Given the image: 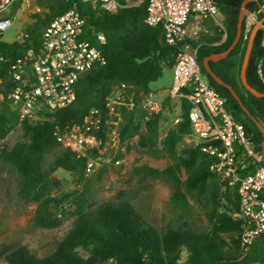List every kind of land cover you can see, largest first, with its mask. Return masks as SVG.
<instances>
[{
    "label": "trees",
    "instance_id": "1",
    "mask_svg": "<svg viewBox=\"0 0 264 264\" xmlns=\"http://www.w3.org/2000/svg\"><path fill=\"white\" fill-rule=\"evenodd\" d=\"M223 19V33L205 35L201 41H189L198 47V62L210 85L227 99L231 117L244 125L248 138L259 152L264 134L243 110L228 88L219 85L203 67L207 57L225 53L232 45L238 28L239 16L246 3V11H260L264 19V0H215ZM46 11L33 15V23L26 31L24 42L1 43L6 62L0 65V141L6 139L17 127L23 132V140L13 146L0 145V162L17 176L18 198L24 203H35L33 223L38 228L59 227L65 216L64 206L71 203L76 217L68 235L46 257H39L26 246H19L6 254L8 264H180L183 251L188 254L184 264H256L264 263V234L243 255L241 249L242 222L231 215L239 207L234 190L221 182L211 171L215 158L201 150V146L187 147L182 154L177 146L192 133L189 113L191 104L181 98V121L171 129L162 142L171 163L164 169L142 168V173L152 178H162L174 187L173 201L184 205L188 195L203 196L211 208L207 213L210 229H175L159 231L141 216L130 202H105L94 207L90 202L87 186L82 190L54 195L60 182L53 172L63 169L86 179L88 158L78 156L64 148L50 167L46 158L61 147L55 135L56 128L80 126L84 117L99 109L103 118L108 117L106 107L116 86L125 84L134 95L133 106L121 109L123 121L120 127L122 142L139 136L142 148H157V136L161 109L157 107L145 116V126L137 119L138 105L151 92L150 85L164 75V68L173 69L178 47L170 46L164 39L161 27L146 24L147 3L140 7L110 13L82 0H38ZM71 9L85 19L86 37L98 45L94 33H102L106 44L100 46L107 64L86 74L78 84L77 101L55 113H47L48 120L19 124L18 116L7 104L9 93L15 88L9 75V63L25 55L30 49H38L43 30L51 21ZM251 32L249 33L250 37ZM243 34L236 48L218 62L210 61L212 71L241 98L252 117L264 125V98H257L247 91L241 82V68L249 42ZM264 25L258 31L249 65L247 81L251 87L264 93ZM217 44V45H216ZM129 95V96H130ZM105 140V133L98 134ZM234 195V199L231 198Z\"/></svg>",
    "mask_w": 264,
    "mask_h": 264
},
{
    "label": "built area",
    "instance_id": "2",
    "mask_svg": "<svg viewBox=\"0 0 264 264\" xmlns=\"http://www.w3.org/2000/svg\"><path fill=\"white\" fill-rule=\"evenodd\" d=\"M110 13L140 7L147 3L146 24L161 27L164 39L178 47L173 68V85L170 98L187 99L191 104L189 118L196 146L215 158L211 171L232 191L235 189L239 207L231 213L242 222L241 249L246 255L254 242L264 234V159L262 151L248 138L244 125L235 121L227 110V99L213 88L202 73L198 62V47L189 41L199 42L209 33L201 22L211 19L223 24L215 0H82ZM38 0H0V65L6 62L1 50L4 33L13 27L15 17L29 9ZM257 12L247 11L244 17L245 39L259 22ZM195 21L192 23L191 20ZM222 23V24H221ZM30 23L29 25H31ZM86 21L71 9L55 17L43 30L39 48H30L25 55L9 63V75L15 88L7 97V104L18 116L19 124L48 120L47 113L70 107L77 101L80 80L93 70L107 64L100 46L106 44L102 33H94V45L85 31ZM24 29L15 41L24 42L28 33ZM14 42V41H13ZM217 45V44H216ZM264 46V41H263ZM131 87L116 86L107 102L108 117L99 109H92L82 125L56 128L57 141L78 156L87 157V173L102 161V149L110 138L121 142L120 127L123 121L121 107L133 106L128 91ZM131 96H133L131 94ZM4 100V95H0ZM158 106L150 105V112ZM181 118L178 119V122ZM104 132L105 140L98 134ZM1 145V141H0ZM264 264V263H256Z\"/></svg>",
    "mask_w": 264,
    "mask_h": 264
},
{
    "label": "rangeland",
    "instance_id": "3",
    "mask_svg": "<svg viewBox=\"0 0 264 264\" xmlns=\"http://www.w3.org/2000/svg\"><path fill=\"white\" fill-rule=\"evenodd\" d=\"M45 11L44 7L36 3L22 11L18 17L14 16V25L4 33L3 40L13 42L19 39L25 27L33 23V15ZM194 21L191 20L192 23ZM200 22L209 32L204 33L202 37L223 33L222 23L221 26L211 19H202ZM172 85L173 69L165 67L163 77L150 85L151 92L142 98L138 105L137 119L144 126L145 116L151 114L150 110H147L149 106L157 105L161 109L157 148L140 147L139 136L119 144L108 138L102 149V161L92 172L86 174V179L81 183L77 177L63 169L53 172L52 177L60 182L54 195L82 190L86 185L94 207L109 201L130 202L148 223L161 232L169 228L209 230L207 213L211 206L203 196L191 194L184 205H176L173 201L174 187L170 182L142 173L144 167L164 169L171 163L163 150L162 142L167 133L178 125L181 114L180 101L169 96ZM127 94L126 99L129 97L134 101V95L131 96L129 91ZM22 140L23 132L17 127L6 139L1 140V145L13 146ZM194 146L195 140L188 135L179 142L177 151L182 154L184 149ZM63 149L61 146L47 156L48 168ZM231 198L234 199V195H231ZM64 209L66 216L59 227H36L33 223L36 204L19 200L17 176L0 162V264H8L5 260L6 254L19 246L28 247L39 257L51 255L75 223L74 206L69 202L65 204ZM187 257V252L183 251L180 264H184Z\"/></svg>",
    "mask_w": 264,
    "mask_h": 264
},
{
    "label": "water",
    "instance_id": "4",
    "mask_svg": "<svg viewBox=\"0 0 264 264\" xmlns=\"http://www.w3.org/2000/svg\"><path fill=\"white\" fill-rule=\"evenodd\" d=\"M246 3L245 2L243 4V8L242 11L240 13L239 16V21H238V28H237V34L236 37L232 43V45L230 46V48L223 54L221 55H217V56H210L207 57L204 62H203V67L205 68L206 72L211 75L213 77V79L221 86L226 87L229 89V91L231 92V94L233 95V97L236 99V101L240 104V106L243 108V110L251 117V119L255 122V124L257 125V127L259 128V130L264 134V125H262L258 120L254 119L251 115V113L248 111V109L244 106L241 98L239 97V95L236 93V91L229 85H227L220 77H218L210 68L209 62L213 61V62H218L222 59H225L238 45V43L240 42L241 38H242V34H243V24H244V17L246 14ZM264 25V20L261 22H258L253 30L251 31L250 37H249V42H248V46L246 49V53L243 59V64H242V68H241V82L242 85L244 86V88L249 91L252 95H254L257 98H264V93H261L259 91H257L256 89H254L253 87H251L247 81V77H246V73H247V68L249 65V61H250V57L252 54V50L254 47V43H255V39L257 36V33L259 30H261L263 28ZM261 149H262V155H263V159H264V140L263 143L261 145Z\"/></svg>",
    "mask_w": 264,
    "mask_h": 264
}]
</instances>
